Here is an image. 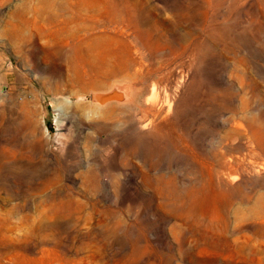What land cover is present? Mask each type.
<instances>
[{"label":"rangeland","instance_id":"1","mask_svg":"<svg viewBox=\"0 0 264 264\" xmlns=\"http://www.w3.org/2000/svg\"><path fill=\"white\" fill-rule=\"evenodd\" d=\"M0 264H264V0H0Z\"/></svg>","mask_w":264,"mask_h":264},{"label":"water","instance_id":"2","mask_svg":"<svg viewBox=\"0 0 264 264\" xmlns=\"http://www.w3.org/2000/svg\"><path fill=\"white\" fill-rule=\"evenodd\" d=\"M138 83L130 78H122L112 83L105 90L91 94V104L94 107L117 106L127 108L135 101V88Z\"/></svg>","mask_w":264,"mask_h":264},{"label":"bare ground","instance_id":"3","mask_svg":"<svg viewBox=\"0 0 264 264\" xmlns=\"http://www.w3.org/2000/svg\"><path fill=\"white\" fill-rule=\"evenodd\" d=\"M132 104H133V102H132ZM132 104H131V105H132ZM131 105H130V106H131ZM126 107H128V106H126Z\"/></svg>","mask_w":264,"mask_h":264}]
</instances>
